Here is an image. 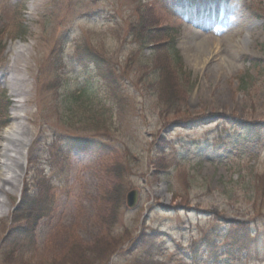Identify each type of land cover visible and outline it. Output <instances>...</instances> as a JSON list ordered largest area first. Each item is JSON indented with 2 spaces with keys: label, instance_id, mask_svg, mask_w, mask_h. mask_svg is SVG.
Here are the masks:
<instances>
[{
  "label": "rangeland",
  "instance_id": "rangeland-1",
  "mask_svg": "<svg viewBox=\"0 0 264 264\" xmlns=\"http://www.w3.org/2000/svg\"><path fill=\"white\" fill-rule=\"evenodd\" d=\"M185 1L0 0V126L18 114L30 141L19 189L0 183V264H59L107 236L102 197L119 182L138 202L119 210L114 232L129 236L109 264H264V19L255 16L264 0ZM197 5L220 11L222 26L195 29ZM165 27L189 89L178 118L162 113L148 86L147 73L164 69L155 61L168 57L135 36ZM209 37L225 71L190 48ZM77 43L101 49L128 78L107 131L85 130L86 106L65 112L69 95L106 93L96 71L74 60ZM14 78L24 80L19 94ZM92 134L100 137L83 140ZM75 143L87 147L66 145Z\"/></svg>",
  "mask_w": 264,
  "mask_h": 264
},
{
  "label": "trees",
  "instance_id": "trees-1",
  "mask_svg": "<svg viewBox=\"0 0 264 264\" xmlns=\"http://www.w3.org/2000/svg\"><path fill=\"white\" fill-rule=\"evenodd\" d=\"M181 1L182 0H168V2H171L172 4L175 3L177 6H180L183 3ZM259 10L258 13L253 9L259 18L263 17L264 19V6L260 5ZM153 22L154 21L149 22V25H154L155 23ZM152 30L153 28L150 31ZM157 34L160 37L152 36L150 39H146L143 35L135 36L141 49L152 46L156 43V47L153 48L154 50L152 52L153 56L155 53L161 52L164 54L165 52V55L168 57L164 58V60L161 58L160 60L155 61L156 64L163 65L164 69L161 73L158 71V74L154 73V75L147 73V77L151 79V83H149L148 86L149 90H151V92L154 90L159 98L160 103H158V105H160V109L163 111L162 113H168L178 118L182 116V111H185L184 98L189 93V89L184 88V83L180 80L183 79L182 75L184 74L182 58L179 56L176 45L174 46L171 44V41L173 43L174 41L169 28L165 27L160 29ZM162 38H168L167 41L169 42H161ZM74 50V60L76 62L78 61L83 66H91L94 71H96V75L99 80L102 81L106 93L103 97L99 98L97 95L93 94V92L83 89L79 91L78 96L69 95V97H65L63 100V105L66 106L65 112L69 114L80 105L86 106V109L91 112V117L88 119V122H90V127L92 129L85 127V130H91L95 133V129L99 126H103L102 129L107 131L110 129V127H108L109 123L111 122V124H113V119L115 118L116 113H118V115L120 114L119 110L122 101H118L121 98V96L118 97V95L125 91V85L127 84L128 78L126 74L125 78L123 75L122 77H118V70H116L114 62L112 60H107L101 49L95 50L85 47L82 43H77ZM60 51L61 57L59 58L58 63L56 62L54 65L56 68V77L54 81L55 83L63 84V75L61 73L67 67L68 61L64 56L63 46ZM149 67L151 66L149 65ZM93 112L94 114H92ZM7 123L8 122L0 126V128L5 127ZM99 137L100 136L97 134H92V137L87 136V138L83 140H92L93 138L98 139ZM79 140L82 141L81 139ZM81 146L86 147L87 145ZM127 187V183L123 184L122 182H119L114 185L110 191L104 193V196L102 197V201L109 205V208H107V216L102 220L104 224L108 226V235L97 239V241L92 244L86 243V246L80 245L73 247L68 251L65 260L61 261L59 264H107L113 256L122 252V244L126 240L125 237L127 238L129 234L126 232H118L117 234L114 232V227L119 222V210L125 205Z\"/></svg>",
  "mask_w": 264,
  "mask_h": 264
},
{
  "label": "bare ground",
  "instance_id": "bare-ground-1",
  "mask_svg": "<svg viewBox=\"0 0 264 264\" xmlns=\"http://www.w3.org/2000/svg\"><path fill=\"white\" fill-rule=\"evenodd\" d=\"M191 16L192 18H195L197 16L199 21L195 22V26H193L195 29L197 27H202L203 29H206L207 26L210 24L209 22L206 21L207 18H211L212 22H214L211 27H216L217 25L222 26V22L220 21V15L221 13L219 11L215 10H209L208 7L205 8H197L195 10L191 9ZM206 21V22H205ZM218 22V23H217ZM201 37L206 38L205 35H201ZM194 38V37H193ZM209 37L207 42H202L196 43L194 46H190V48L194 52H199L200 55L203 57L200 59L201 63L208 62L209 58L206 59V57L213 56L212 57V62H216L219 65L220 71H225L227 68V65L229 66L230 64L223 63V62H218L217 58L218 56V51L216 49V44L213 43L212 38ZM196 39V38H194ZM206 54V55H205ZM18 55L21 56L22 59L25 58V54L23 53H18ZM211 63V62H210ZM24 80L14 78L13 83L17 85L16 92L19 94L20 88L18 83L23 82ZM15 94L19 96L17 93ZM14 122L7 128H5V131L3 132L1 136L2 140V145H1V158H0V163L2 166V171L0 174V183H4L5 185H11L12 187L17 186L19 189L20 186V180L23 177V170L26 167V158L28 154V145H29V139L24 138V132L25 128L23 124H19L16 122L18 119H25L22 118L20 115L15 114ZM13 146V148H12ZM15 148V149H14ZM13 154V155H12ZM13 170V172H11ZM1 185V184H0ZM5 187V186H4ZM3 194L5 193L4 191H0ZM1 204V200H0ZM3 207L0 206V216L2 214H6V211L3 212Z\"/></svg>",
  "mask_w": 264,
  "mask_h": 264
},
{
  "label": "water",
  "instance_id": "water-1",
  "mask_svg": "<svg viewBox=\"0 0 264 264\" xmlns=\"http://www.w3.org/2000/svg\"><path fill=\"white\" fill-rule=\"evenodd\" d=\"M136 198H137V192L136 191L130 192L128 194V197H127V199H128V205L131 208H133L136 205V203H137V199Z\"/></svg>",
  "mask_w": 264,
  "mask_h": 264
}]
</instances>
